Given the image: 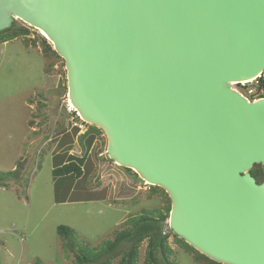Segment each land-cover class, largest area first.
Here are the masks:
<instances>
[{
	"label": "water",
	"instance_id": "water-1",
	"mask_svg": "<svg viewBox=\"0 0 264 264\" xmlns=\"http://www.w3.org/2000/svg\"><path fill=\"white\" fill-rule=\"evenodd\" d=\"M63 61L67 100L107 158L165 192L168 228L218 264H264V0H0Z\"/></svg>",
	"mask_w": 264,
	"mask_h": 264
},
{
	"label": "rangeland",
	"instance_id": "rangeland-1",
	"mask_svg": "<svg viewBox=\"0 0 264 264\" xmlns=\"http://www.w3.org/2000/svg\"><path fill=\"white\" fill-rule=\"evenodd\" d=\"M14 25L27 28L37 43L25 47L19 38L0 45V174L25 161L20 179L0 187V264H73L58 226L97 247L124 229L129 217L165 207L166 197L152 194L148 185L110 161L103 135L79 146L77 138L87 125L74 120L64 106L63 61L43 55L38 31L20 21ZM64 134L71 142L60 149ZM58 153L83 160L84 181L53 177ZM169 243L176 264H195L171 236ZM145 246L140 247L138 264H144Z\"/></svg>",
	"mask_w": 264,
	"mask_h": 264
},
{
	"label": "trees",
	"instance_id": "trees-1",
	"mask_svg": "<svg viewBox=\"0 0 264 264\" xmlns=\"http://www.w3.org/2000/svg\"><path fill=\"white\" fill-rule=\"evenodd\" d=\"M30 32L27 28L16 27L15 25L7 30L0 32V45L15 39H22L25 47L36 46V38L29 37ZM40 37V46L43 55L49 59H59L53 51L50 44L47 43L43 36ZM38 40V39H37ZM73 115L74 120H78L76 114ZM78 129H74L76 135ZM65 135V134H64ZM102 132L94 126L87 125V130L84 134L79 135L77 142L81 148H84V143L87 141L90 144L95 136H102ZM63 141L58 147L71 142L69 135H65ZM82 159H76L68 156L56 154L53 161V177L58 181L68 179L72 183L76 181H84L85 173ZM25 166V161H20L16 168L8 174H0V187H6L8 182H17L20 179L21 172ZM251 175L260 184L264 180V170L261 165H256L251 170ZM152 194L160 192L166 197V206L163 208L143 209L140 213L129 217L123 223L124 229L117 231L113 238L103 242L97 247H91L80 242L73 230L64 227H57V234L63 243V249L67 258L71 257L73 264H138L140 247L145 242L144 264H176L175 251L169 243L170 236L173 238V243L187 253L195 264H218L205 256L199 254L193 248L188 246L182 240L174 236L168 228V218L170 212V201L165 192L157 187L149 186ZM66 202V201H64Z\"/></svg>",
	"mask_w": 264,
	"mask_h": 264
},
{
	"label": "built area",
	"instance_id": "built-area-1",
	"mask_svg": "<svg viewBox=\"0 0 264 264\" xmlns=\"http://www.w3.org/2000/svg\"><path fill=\"white\" fill-rule=\"evenodd\" d=\"M231 87L251 102L262 99L264 98V71L255 79L232 83ZM64 106L68 113L75 114L73 108L69 105L68 100L64 102ZM144 185L146 184L144 183Z\"/></svg>",
	"mask_w": 264,
	"mask_h": 264
},
{
	"label": "bare ground",
	"instance_id": "bare-ground-1",
	"mask_svg": "<svg viewBox=\"0 0 264 264\" xmlns=\"http://www.w3.org/2000/svg\"><path fill=\"white\" fill-rule=\"evenodd\" d=\"M39 33L44 36V34L42 32H39Z\"/></svg>",
	"mask_w": 264,
	"mask_h": 264
}]
</instances>
